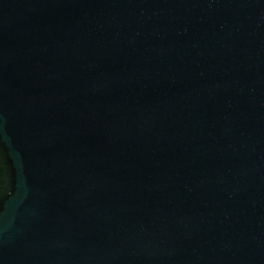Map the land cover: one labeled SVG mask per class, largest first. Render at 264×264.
Segmentation results:
<instances>
[{
  "label": "water",
  "instance_id": "obj_1",
  "mask_svg": "<svg viewBox=\"0 0 264 264\" xmlns=\"http://www.w3.org/2000/svg\"><path fill=\"white\" fill-rule=\"evenodd\" d=\"M0 264H264V0H0Z\"/></svg>",
  "mask_w": 264,
  "mask_h": 264
}]
</instances>
